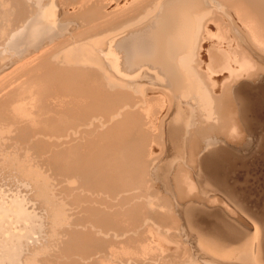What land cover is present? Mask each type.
<instances>
[{"label":"bare ground","instance_id":"obj_1","mask_svg":"<svg viewBox=\"0 0 264 264\" xmlns=\"http://www.w3.org/2000/svg\"><path fill=\"white\" fill-rule=\"evenodd\" d=\"M23 1L26 2L7 0V7L4 3L3 11L8 16H24L20 26L1 31V36H6L3 50L21 53L23 64L18 63L11 75L0 79V93L6 94L0 99V113L12 127L18 125L20 133L34 131L35 127L44 132H37L39 136L34 135L38 130L29 133L35 143L27 147L39 149L49 158V177L43 176L42 166L40 172L35 168L38 172L33 177H44V181L49 178L46 184L51 192H47L53 198L50 211L61 221L55 216L50 220L60 222L61 228L57 223L54 226L59 230L50 225L55 234L50 233L47 240L58 245L64 240L60 253L68 256L67 262L46 258L44 263L264 264V216L258 196L256 203L248 197L249 201L244 200L238 177L228 173L233 160L250 159L254 154L264 158V130L258 131L264 124L258 117L264 104V0H110L109 11L101 13L95 7L103 21L96 25L99 28L92 26V30H105L103 27L108 25L107 31L82 34L87 36L84 41L54 54V62L46 60L45 45L54 43L64 27L47 20L53 0L50 6L41 8L37 3L38 12L32 17ZM37 2L42 5L41 0ZM10 3L15 9L8 7ZM106 32L110 33L107 42L96 38ZM212 38L216 41L211 42ZM208 39L210 44L202 48L200 41ZM92 43L101 47L92 50ZM215 77L222 79L216 81ZM223 81H230L232 103L220 88L216 97L211 94L217 90H212L211 85L221 82L223 86ZM158 85L164 91L181 94L174 95L172 102L162 93L168 101L163 97L162 102H167L169 109L162 114ZM144 88L150 90L148 94ZM189 94L194 97L188 98ZM7 116L13 119H5ZM22 123L26 125L22 127ZM27 123L33 127H27ZM257 125L260 127L256 131ZM14 127L10 133L5 130L11 134ZM158 128L164 130L163 137L171 149L162 159L151 160L152 144L149 154L142 145L157 141L155 134L148 135L147 131L156 133ZM243 135L250 136L252 145L249 144V153L242 154L239 140ZM28 149L25 151L30 152ZM26 154L19 160L26 168L17 161L18 168L25 169L22 174L35 173L33 162L28 160L31 153L29 157ZM192 166L196 169L195 179L188 171ZM29 173L24 179L30 180ZM40 182L38 186H42ZM152 184H158L159 190L156 192L154 187L150 196L143 195L146 201L141 200L142 193L135 188H149ZM43 188L44 185L42 192ZM157 193L163 204L148 200ZM13 202L17 211L14 208L10 213L5 206V212L0 204V211H4L0 213H4L3 217L7 212L9 217L14 214V222L23 225L14 232L11 226L0 224V264H27L29 256L23 261L21 258L24 244L31 246L29 241H35L34 235L42 238V228L40 233L38 230L43 224L38 227L37 213L27 212L25 204L12 201V205ZM41 249L42 253L50 252L49 248ZM37 253L32 257H39ZM32 261L30 264H40Z\"/></svg>","mask_w":264,"mask_h":264},{"label":"rangeland","instance_id":"obj_2","mask_svg":"<svg viewBox=\"0 0 264 264\" xmlns=\"http://www.w3.org/2000/svg\"><path fill=\"white\" fill-rule=\"evenodd\" d=\"M4 1V2H3ZM7 0H0V44L2 45H0V79H3L4 77H6V75L8 76V74L9 75H11L12 74V72H10V71H13L14 70V68L16 69V67L18 66V63H20V65H22L23 63H21V62H23V60H22V58H21V53L20 54H15L16 53V51H14V52H12V51H5V49L3 50V43H4V41H5V37L6 36H1V31L2 30H5V32H9V31H11L13 28L15 29V27H18V26H20L21 25V21H22V17H24V16H21V15H19V16H21V17H16V19H15V15H10V16H8L3 10L5 9L4 7H5V5H6V2ZM37 1H40V0H31V1H27L26 0V2L25 1H23L24 2V6H25V8H26V10H27V13H29L28 14V16H30V17H32V16H34L35 14H36V12H38V8L40 7H43V6H50L51 5V1L52 0H41V2H42V5H41V3H39V2H37ZM54 1V2H53ZM52 1V4L54 3L55 4V7H53L54 6V4L52 5V8H53V10H52V8L50 9V11H49V14H48V16H49V18L47 17V20H48V22L50 23V24H53V23H55V25H56V23H57V25L58 24H60L59 25V27L62 25L64 28H60V29H63V30H60V34L61 35H59V36H61V37H59L58 36V39L57 40H55L54 41V43H52L51 45H49V44H47V45H45V46H48V47H46V52H47V55H46V60H48L49 59V62L51 61L50 60V58L52 59L53 57H54V54L56 55V54H58L59 52L61 53V51L62 52H64L66 49H68V48H72V46H73V48H74V46L76 45V44H74V42L76 43V42H82L81 40H83L84 41V37H87V36H89L88 34H96V32L97 33H100V31H107V29H108V25L106 26H104L103 28H105V30H99V29H93V30H95L94 32H92L93 30H92V26L95 28V26L96 25H99L103 20H102V17L101 18H99L100 16H102V14L101 15H99V14H97L98 12H97V10H96V8H99L100 9V12L102 13V11H104L105 9H107L108 11L112 8L111 6V8L110 7H108L107 6V3L109 2V4H110V0H103L104 1V6H103V4H102V2H98L99 0H89L88 1V4H87V1L86 0H84V1H86V2H84L83 0H53ZM93 1H97V2H93ZM105 1H107L106 3H105ZM78 2V3H77ZM80 2H82V3H84V4H80ZM93 2V3H92ZM4 3H5V5H4ZM37 3L39 4L38 6H37ZM49 3H50V5H49ZM98 3V4H97ZM2 4V5H1ZM102 4V5H101ZM10 5H11V8L10 9H15L14 7V5L12 4V3H10V4H8V7H10ZM41 5V6H40ZM81 5H82V7H83V9H81ZM100 5V6H99ZM97 6V7H96ZM99 6V7H98ZM107 6V7H106ZM6 7H7V5H6ZM13 7V8H12ZM36 7H38V8H36ZM85 7H87L86 9H85ZM96 7V8H95ZM29 8L31 9V10H29ZM54 8H56L57 9V12L55 11V9ZM64 8V9H63ZM68 8V9H67ZM81 9V10H80ZM99 9H98V11H99ZM64 12H63V11ZM85 10V11H84ZM51 11H53L52 13H51ZM96 11V12H95ZM81 12V13H80ZM87 12H91L90 14L89 13H87ZM94 12V13H93ZM5 13V14H4ZM26 13V14H27ZM56 13V17L54 16V14ZM3 14V15H2ZM53 14V15H52ZM89 14V15H88ZM52 15V16H51ZM86 15V16H85ZM99 17H98V16ZM53 17V18H52ZM55 17V18H54ZM61 17V18H60ZM5 18V19H4ZM9 18V19H8ZM9 22H8V21ZM59 20V21H58ZM9 23V24H8ZM13 23V25H11ZM96 23V24H95ZM98 23V24H97ZM6 24H8V25H6ZM20 24V25H19ZM9 25H11L10 27H9ZM16 25V26H15ZM54 25V24H53ZM89 27H91V29L89 28ZM96 27H98V26H96ZM6 28H8V29H6ZM85 28V29H84ZM87 28V29H86ZM88 28L91 30V31H89L88 30ZM99 28V27H98ZM102 28V29H103ZM99 30V31H98ZM64 31V32H63ZM84 31V32H83ZM87 31H89V32H87ZM80 32V33H79ZM86 33V34H85ZM88 33V34H87ZM82 34H84V35H87V36H84V35H82ZM107 34V35H106ZM106 34L104 33V34H102V35H99V36H97L96 38H98V39H101V37L104 39V42H107L108 41V39H106V37H108L109 38V35L108 34H110L109 32H106ZM72 35V36H71ZM66 37V38H65ZM78 37V38H77ZM4 38V39H3ZM82 38V39H81ZM3 39V40H2ZM60 39V40H59ZM77 39H79V40H77ZM98 39H96V40H98ZM207 39V38H206ZM64 40V41H63ZM86 40V39H85ZM211 40V42L213 41V42H215L216 41V38H212V39H210ZM210 40L208 39L207 41L206 40H204V41H200V42H203V44H202V48H206V45H208V44H210ZM215 40V41H214ZM59 41V42H58ZM61 41V42H60ZM67 43H66V42ZM63 42V43H62ZM208 42V43H207ZM56 43V44H55ZM58 43H59V45H58ZM66 44V45H65ZM74 44V45H73ZM95 44H97V43H95ZM61 45V46H60ZM72 45V46H71ZM104 46H102V47H106V44H103ZM200 45H201V43H200ZM44 46V47H45ZM66 46V47H65ZM96 46L97 45H94L93 43L91 44V49L93 50L94 48H96ZM243 46H244V48L247 50V51H249V49H247L245 46L246 45H244L243 44ZM50 47V48H49ZM60 47H62L61 49H60ZM100 47H101V45H100ZM99 46L97 47L98 49L100 48ZM198 47H200V46H198ZM48 48V49H47ZM66 48V49H65ZM96 48V49H97ZM60 49V50H59ZM198 50L196 51V53H198V51H199V48H197ZM50 50V51H49ZM64 50V51H63ZM2 51V52H1ZM8 53L9 52V54L7 55L6 53ZM94 51H96V50H94ZM4 52V53H3ZM97 52V51H96ZM250 52V51H249ZM35 53H37V52H35ZM3 54V55H2ZM4 54H6V55H4ZM18 55V56H17ZM97 55H98V52H97ZM200 55H202L203 56V53L201 52V54ZM29 56V55H28ZM99 56V55H98ZM12 57V58H11ZM17 57V58H16ZM2 59V60H1ZM54 59V58H53ZM52 59V61L51 62H54V60ZM204 59V58H203ZM21 60V61H20ZM25 60V59H24ZM26 60H28V58L26 57ZM11 61V62H10ZM12 63H14L13 65H12ZM192 63H194L195 64V62L194 61H192ZM191 63V64H192ZM8 64V65H7ZM64 64V63H63ZM62 63H61V65H63ZM151 63H149L148 64V66L150 67L151 65H150ZM190 64V65H191ZM197 64H198V62H197ZM19 65V66H20ZM58 65H60L59 63H58ZM8 66V67H7ZM14 66V67H13ZM66 66V65H65ZM195 67H197L196 65H194ZM5 67V68H4ZM95 69H97V68H95ZM104 70L105 71H107L108 72V70H107V68L106 67H104ZM96 71V70H95ZM98 72V71H97ZM11 73V74H10ZM98 73H100L101 74V71H99ZM4 74V75H3ZM226 75H227V72H226ZM152 79H154L153 78V76L151 77ZM214 80H216V81H220L221 79H222V77H215V78H213ZM224 82V81H223ZM222 82V84H225V85H228L227 87L225 86V85H221V82H217L218 83V85L217 84H214V86L213 85H211V89L212 90H216V88H217V90L216 91H211V94H212V96H215L216 97V95H218V94H220L219 93V90H220V92H221V94H224V95H226L227 97V100H229V101H231V103H232V101H234L233 100V97H232V94H231V92H230V88H231V86H230V81H228V83L227 82H224L223 83ZM145 83V86H146V88H148L149 86H147L148 84H147V82H144ZM227 83V84H226ZM220 84V85H219ZM159 87H161V89L159 90V93H160V102H162V99L161 98H163L164 96H166L167 97V95H168V99L167 98H165L164 97V101H169V99L170 100H172V102H173V100H174V95H175V97H178V96H180L181 94L179 93V92H176V94H178L177 96H176V94H175V92H173V91H164L163 89H162V86L161 85H158ZM210 86V85H209ZM218 86V87H217ZM220 86V87H219ZM214 87V88H213ZM222 87H224V88H222ZM230 87V88H229ZM146 88H144V92L145 93H149V91L150 90H146ZM210 88V87H209ZM218 88H220L219 90H218ZM221 88H222V90H221ZM3 88H1V90H2ZM6 90V89H5ZM161 90H163V91H161ZM167 92V93H166ZM168 92H170L171 94L169 95L168 94ZM212 92H214V93H212ZM229 92V93H228ZM5 93V91L4 92H2V93H0V99L2 98V99H4L5 98V95L6 94H4ZM147 93V94H148ZM162 93H164V96H162L163 94ZM194 93V92H193ZM227 93H228V95H227ZM167 94V95H166ZM194 94H196V93H194ZM194 94H189V97L188 98H190V97H194ZM214 94V95H213ZM1 95H3V96H1ZM159 95V94H158ZM172 97V99L171 98H169V97ZM186 99V100H189V99ZM165 99H167V100H165ZM164 101L162 102V104H164V105H160V107L162 106V108H163V106H164V108H163V112H161V114L162 113H164L165 112V108H167L166 106L168 105V101L167 102H165L164 103ZM200 101V100H199ZM171 102V101H170ZM169 102V103H170ZM199 103V102H198ZM201 103V102H200ZM199 103V104H200ZM235 103V102H234ZM172 104V103H171ZM170 104V105H171ZM166 105V106H165ZM168 107H170V106H168ZM199 109H200V107H198ZM201 109H202V107H201ZM261 109V110H260ZM160 110H161V108H160ZM167 110H169L168 108H167ZM162 111V110H161ZM264 104L261 106V108H259V113H258V117H260L259 118V122H260V120H261V123H264ZM4 114V113H3ZM6 114V113H5ZM160 116V115H159ZM8 118H6L5 117V119H8V120H11V119H13V118H10L9 116H7ZM199 118H200V115L198 116ZM261 117H262V119H261ZM160 123V121H159V118L157 119V121H156V123L157 124H159ZM258 122V124H260ZM5 123V124H4ZM155 123V124H156ZM4 124V125H3ZM7 124V125H6ZM29 123H27V127H29V126H31V128L33 127L31 124L30 125H28ZM9 125H11L10 123H8L6 120H4V116L2 115V113H0V146H1V149H0V204L2 205L3 204V207H2V209L3 208H5V206H6V208H8V209H6V210H8L9 212L10 211H12V212H14V210L16 209V211H17V206L15 207V205H16V203L14 204V202H13V204L14 205H12V201H18V202H22V204H25V205H23L24 206V208H26V210H27V212L29 211V213L31 214L32 213V215H35V213H37L36 214V216L37 217H35L36 218V220L35 221H37L36 223H38L37 225H38V227H39V225L40 224H43V226H45V227H43V226H41L40 225V227H39V230H38V233H40V229L42 230L41 231V233L43 234H40V235H42V238H40V237H38L39 235H34L35 236V238L38 240H36L35 239V241L32 243V241L30 240L29 242H31L30 243V245L31 246H29L28 245V247H27V244H29V243H25L24 245V247H25V249H24V247L22 248V249H24L23 251V253L21 252V258H22V261H23V259L25 258H27L28 256V260L26 259V261L27 262H29V263H27V264H30V261H32V260H36L37 262H39L40 264L42 263V264H46V263H44V259H46V258H49L50 260H52V261H60V262H67V260H65L66 259V257H68L66 254H61L60 253V250L61 249H63L62 247H63V244H64V246H65V243L66 242H64V240L61 242V244L60 245H62L61 247H59L60 245H58V244H55V242L54 243H52V242H50V241H48L47 240V237H49V235H50V233H51V229L52 228H56L55 230H59L60 228H61V223L60 222H55V223H57L59 226L58 227H60V228H57V227H55L54 225H55V223L54 222H52L51 220V218L53 217V219H54V216H52V212L50 211L51 209H50V203H51V198L52 197H49V196H51V193H49L50 195L48 196V192L47 191H49V192H51L49 189H50V187L47 185L49 182V178H46L45 179V181L43 180L44 179V177L46 176V174L48 175V177H49V171H48V166H47V160L49 159V158H47V155L45 154V152H42V151H40L39 149L38 150H36V149H31V148H29L28 149V147H30V145L31 144H33V143H35V141L34 140H30L29 138L31 137V136H29L30 134H32L33 132H35L36 130H38V131H36L35 133H34V135L35 136H39V135H42L41 133L43 132V130H42V128L40 127H35L34 128V131H31L30 129H29V132L27 133V132H22L21 131V133H20V130H17V126H13L16 130L15 131H18L17 133L15 132V131H13V132H11V134H9L10 133V131H12V130H14L13 129V127H12V125L11 126H9ZM26 125V123H22L21 124V126L23 127V126H25ZM262 125H264V124H262ZM261 125V128H263L264 126H262ZM4 127V128H1V127ZM8 126L9 127H11L10 129L8 128ZM158 126V125H157ZM6 127V128H5ZM192 127V126H191ZM258 127V129H259V127H260V125H257L256 127H255V130L257 131V128ZM40 130H39V129ZM192 128H194V127H192ZM259 129L258 131H261V130H264V129ZM8 130V132H6V130ZM159 129V128H158ZM5 130V131H4ZM10 130V131H9ZM42 130V131H41ZM163 129H159V130H156V133H155V131H153V132H151V131H147V134L148 135H151L152 133H153V135L155 134V136H156V138H157V141L156 142H152V143H150V141L149 142H147V141H145L144 142V144L142 145L143 147H144V149L146 150V152H147V154H149L150 153V151L151 150H153V152L151 151V154H154V155H149L151 158V160H154L155 158H160V159H162L165 155H166V153H167V151H169L170 149H171V147L169 146V144H168V142H167V140L166 139H164V137H163V131H162ZM28 131V130H27ZM39 131H41V132H39ZM157 131H159V133L157 132ZM162 131V132H161ZM39 133V135H38V133ZM161 132V133H160ZM5 133H6V135H5ZM18 133H20V135L18 134ZM24 133V134H23ZM26 133V134H25ZM30 133V134H29ZM44 133V132H43ZM46 133V132H45ZM158 133V134H157ZM261 133H264V131H261ZM8 134V135H7ZM22 134V135H21ZM28 134V135H27ZM157 134V135H156ZM246 134L247 135H249V133L248 132H246ZM13 135V136H12ZM18 135V136H17ZM23 135H24V138L25 139H23ZM162 135V136H161ZM8 136H10V137H8ZM22 136V137H21ZM27 136V137H26ZM7 139H6V138ZM40 137H42V136H40ZM244 137V138H243ZM162 138V139H161ZM250 138V136H246V135H243L242 137H241V139L239 140V143L241 144L240 146V148L242 149V154L243 153H246V152H248L249 151V148L251 147L249 144H251L252 145V141H250L251 140V138ZM20 139V140H19ZM29 139V140H28ZM5 142H4V141ZM8 140V141H7ZM18 140V141H17ZM28 140V141H27ZM159 140H160V144H157V143H159ZM163 140H165V143H164V141ZM242 140H244V141H242ZM248 140V141H247ZM4 142L3 143V145L1 144L2 142ZM27 141V142H26ZM30 141H32V142H30ZM245 143H248V144H245ZM23 144V145H22ZM152 144V145H151ZM163 144V145H162ZM19 145V146H18ZM150 145H151V150H150ZM155 145V146H154ZM165 145V146H164ZM245 145V146H244ZM4 146V147H3ZM28 146V147H27ZM147 146V147H146ZM162 146V147H161ZM249 146V147H248ZM248 147V148H247ZM158 148V149H157ZM161 148V149H160ZM17 149V150H16ZM25 149H28L30 152H28L27 150L25 151ZM150 151H149V150ZM164 149V150H163ZM263 149H264V146H263ZM2 150V151H1ZM33 152H32V151ZM158 150V151H157ZM160 150H161V152H160ZM148 151H149V153H148ZM252 150H250V152H251ZM10 152V153H9ZM26 152H27V154H28V157H29V154L31 153V155H30V157L32 158V160H31V158L29 157L28 158V160L30 161V164L33 166V170L35 171V173H32V172H30L31 173V175H30V173H29V171H25L26 173L25 174H22V173H24L23 171L25 170L24 168H26V165H24V164H22L21 163V161L19 162V160H20V158H21V160H23L24 159V154H26ZM40 152V153H39ZM4 155H3V154ZM9 154V155H7V154ZM13 153V154H12ZM33 153V154H32ZM43 153V154H42ZM160 153V154H159ZM249 153V152H248ZM16 156H15V155ZM26 154V155H27ZM157 154H158V156H157ZM25 155V158H27V156ZM185 155H186V158H185ZM184 155V159H187L188 158V155L187 154H185ZM12 156V157H11ZM39 156V157H38ZM43 156V157H42ZM155 156H157V157H155ZM6 158L5 160H6V163H5V160H4V158ZM8 157V158H7ZM9 157H10V159H9ZM14 157V158H13ZM16 157V158H15ZM34 157V158H33ZM154 157V158H153ZM23 158V159H22ZM43 158H46V159H43ZM8 159V160H7ZM11 159H12V161H13V163H12V161H11ZM16 159H18V160H16ZM34 159V160H33ZM40 159V160H39ZM41 159H43V160H41ZM3 160H4V162H3ZM9 161V162H8ZM19 162L20 163V165H19V163H16V162ZM40 161H42V162H40ZM8 163V164H7ZM35 163V164H34ZM10 164V165H9ZM34 164V165H33ZM36 164H37V166H36ZM17 165V168H18V165L20 166V167H23V165H24V168H16V167H14V166H16ZM22 165V166H21ZM38 165H40V166H38ZM45 167H44V166ZM9 166V167H8ZM32 166H30V167H32ZM42 166V168H44L43 170H42V168H40ZM7 167V168H6ZM14 168V169H12V168ZM35 168H37V169H41L42 171H44L43 172V176L44 177H40L42 180H39L38 182H37V180L38 179H40V178H36L37 180H35V177H33L34 176V174H36L38 171L40 172V169L36 172V170H35ZM230 169V171L228 172L229 174H230V176H232V177H234L235 176V178H237L238 177V185L239 186H241V189H244V194H242V198L244 197L243 195H245V197H244V200H251V201H253V202H255L256 203V196H258V199H259V208L261 209V211H262V213H263V216H264V158H263V156H261L260 154H254L250 159H244V158H238V160L236 159V160H233V162L231 163V166L229 167ZM9 169H10V171H9ZM16 169H17V171L19 170L21 173L19 174L17 171H16ZM192 169V170H191ZM194 170V171H193ZM33 171V172H34ZM41 171V172H42ZM188 171L190 172V174H192V176L193 175H195V172H196V169L194 168V166H192L190 169H188ZM17 172V174H15ZM47 172V173H46ZM27 173H29V175H28V177H30V176H32V177H30V178H28V179H30V180H27V178L26 179H24V177H25V175L27 174ZM22 174V175H21ZM19 175V176H18ZM20 177V178H19ZM21 177H23V179L21 178ZM240 177V178H239ZM193 178L195 179V177L193 176ZM20 179V180H19ZM36 181V183H34L33 184V182H35ZM48 180V181H47ZM26 181H28L27 183H26V185H27V187L28 186H30V187H28V189H27V187H26V185L24 184ZM30 181V182H29ZM33 181V182H32ZM40 181H42L43 182V184H41L42 182H40ZM46 181L48 182L47 184H46ZM39 182H40V184L43 186H45V188H43L44 190H43V192H45V190H46V192H45V194L41 191L42 190V186H38V184H39ZM29 183H31V184H29ZM23 184V185H22ZM33 184V185H32ZM35 184H37V186L40 188L39 189V191H41L42 192V194L37 190L38 189V187L35 185ZM35 185V186H34ZM47 187V188H46ZM151 187V188H150ZM150 187L149 188H140L139 190H138V188H135V191L136 192H139V193H142V197L141 196H139V197H141V200H145L146 201V199L143 197V195H145V196H147V195H149V193L151 192L150 190H152V189H154V187L155 188H157L156 189V192H157V190H159V186H158V184H152V185H150ZM37 188V189H36ZM29 189H31V190H29ZM141 189H142V191H141ZM25 190H27V191H25ZM145 190H147V191H145ZM37 191V192H36ZM40 193V197H39V193ZM145 192V193H144ZM30 193V194H29ZM32 193V194H31ZM35 193V194H34ZM38 193V194H37ZM148 193V194H147ZM160 193H161V190H160ZM159 193V195H162V193L160 194ZM147 194V195H146ZM257 194V195H256ZM26 195H28L27 197L29 198H27L26 197ZM42 195V196H41ZM46 195V196H45ZM159 195H158V193H157V196H155V197H151V198H149L148 197V200H150V203L152 204L153 202L154 203H157V204H163V201L161 200V197H159ZM19 196V197H18ZM35 196H38V197H35ZM45 197V199H44V197ZM49 198H48V197ZM150 196V195H149ZM7 197H9V198H7ZM21 197H22V199H23V201H22V199H21ZM43 197V198H42ZM247 197H248V199H247ZM37 198H38V200H37ZM143 198V199H142ZM154 198V201H152V199ZM157 199V201L155 202V200ZM18 199V200H17ZM25 199H26V201H25ZM34 199V200H33ZM42 199V200H41ZM46 199H48V201L46 200ZM53 199V198H52ZM35 200H37V201H35ZM46 200V201H45ZM143 200V201H144ZM248 200V201H249ZM4 201V202H3ZM5 201H7V202H5ZM25 201V202H24ZM50 201V202H49ZM11 202V204H9ZM32 203H34L33 205L35 206H33L32 205ZM46 203H48V205H49V208H48V205L46 204ZM250 202H248V204H249ZM39 204H40V206H39ZM42 204V205H41ZM243 204H244V202H243ZM246 204V203H245ZM10 205H12V207L13 208H10L11 206ZM47 206V207H45V206ZM1 207V206H0ZM9 208H10V210H9ZM15 208V209H14ZM1 209V210H2ZM5 209H3L5 212H6V210ZM12 209V210H11ZM14 209V210H13ZM252 209H254V208H252ZM4 211H0V212H4ZM15 211V212H16ZM12 212H10V213H12ZM6 214H8L9 216H10V214L7 212ZM5 214V215H6ZM0 224H5L4 226L5 227H8V228H10V226H11V228H12V230L14 231V232H17L18 231V229H19V226H22L23 224H21V223H16V222H14L15 221V219L13 220V218H14V214L12 215L11 214V216H13V217H9L8 215L5 217V219H4V217H3V215H4V213H0ZM42 216V217H41ZM52 216V217H51ZM3 217V218H2ZM51 217V218H50ZM56 218L55 219H57V216H55ZM7 219H8V222H6L7 221ZM49 219V220H48ZM51 219V220H50ZM54 219V220H55ZM2 220H4L3 221V223H2ZM57 220H60V219H57ZM14 223L13 224V226H12V222ZM51 221V222H50ZM61 221V220H60ZM10 222H11V225H10ZM50 222V223H49ZM7 223H9V225L7 224ZM25 223H27V222H25ZM40 223V224H39ZM52 223V224H51ZM15 224L17 225V226H15ZM28 224H30V223H28ZM46 224V225H45ZM49 224V225H48ZM50 225H51V227H50ZM57 226V225H56ZM14 227H16V229L14 228ZM48 227H50V230H49V228ZM45 228V229H44ZM53 229V230H54ZM44 230V231H43ZM55 230H54V232L52 231V233H54L55 234ZM46 231V232H45ZM51 233V235H53ZM48 235V236H47ZM34 236H33V238H34ZM40 240H39V239ZM43 240H45V241H43ZM36 242V243H35ZM37 242H39V244H37ZM41 242V243H40ZM48 242V243H47ZM53 244V246H52V244ZM34 244H36V245H34ZM50 244V245H49ZM37 245H38V247H37ZM45 245V246H44ZM47 245H49L51 248L52 247H56L55 248V250L52 248V250L50 251V247L48 246L47 247ZM56 245V246H55ZM58 245V246H57ZM32 246H35V247H32ZM43 246V247H42ZM45 247V248H44ZM41 248H43V250H45V251H47V249L49 248V250L48 251H50V252H44V253H42V252H40V249ZM22 249H21V251H22ZM34 249L36 250L35 252H34ZM26 250H28V251H30V252H28V251H26ZM42 250V249H41ZM57 250H58V252H57ZM39 251V257H38V255H35L36 256V259L35 258H33L32 256H34V253L35 254H38L37 252ZM34 252V253H33ZM32 253V254H31ZM50 253H52V254H50ZM55 253V254H54ZM146 253L148 254V253H150L149 251H146ZM44 254V255H43ZM46 254V255H45ZM61 255V256H60ZM26 256V257H25ZM50 256V257H49ZM60 256V257H59ZM53 257H55V258H53ZM148 257V255H145V258H147ZM33 258V259H32ZM41 260H39V259ZM43 258V259H42ZM39 260V261H38ZM44 260V261H43ZM63 260V261H62ZM33 262V261H32ZM52 263V262H51ZM32 264V263H31Z\"/></svg>","mask_w":264,"mask_h":264}]
</instances>
